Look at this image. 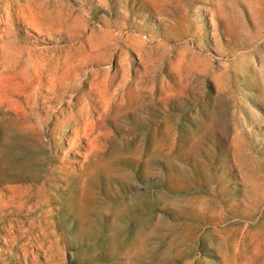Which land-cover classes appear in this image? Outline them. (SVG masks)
Instances as JSON below:
<instances>
[{"label": "rangeland", "instance_id": "rangeland-1", "mask_svg": "<svg viewBox=\"0 0 264 264\" xmlns=\"http://www.w3.org/2000/svg\"><path fill=\"white\" fill-rule=\"evenodd\" d=\"M4 7L13 11L15 28L11 67L32 81L82 72L76 91L100 92L93 155L83 160L65 150L53 163L56 138L47 133L39 147L30 142L23 172L20 147L10 154L16 183L37 185L60 164L56 174L83 178L92 195L87 236L64 199L65 183L47 184L63 198L45 193L51 215L43 247L33 241L30 264H221L242 235L249 246L233 260L264 261V246L255 242L261 236L264 243V0H0ZM6 51L1 47L4 58ZM108 66L111 75L118 71L113 77L102 75ZM122 69L148 76L118 85ZM45 91L43 98L51 95ZM59 99L67 97L52 100L54 112ZM248 200L254 209L245 207ZM223 204L228 219L210 224L211 210ZM186 222L193 227L181 240L176 233Z\"/></svg>", "mask_w": 264, "mask_h": 264}, {"label": "bare ground", "instance_id": "bare-ground-1", "mask_svg": "<svg viewBox=\"0 0 264 264\" xmlns=\"http://www.w3.org/2000/svg\"><path fill=\"white\" fill-rule=\"evenodd\" d=\"M217 4L219 5V3ZM28 8L30 10V7ZM22 19L25 23L28 24L29 27H31V29L35 30L38 34L47 35V32L44 30V28L39 26L32 17L23 16ZM14 34L15 28L13 26V11L4 7L3 10L0 11V51L1 47L7 50V54L5 52L6 56L4 54L5 58L2 56V53H0V264H30L29 259H32L31 257L34 256L33 241H37L40 247H43V238L46 235L47 229V218L49 214L51 215L50 210L47 208L48 199L45 193H53L55 190H51V188H49L47 184H51L54 188H59L61 185H63V183H65V186L63 187H65L67 191V196H65L64 199L72 208L76 217L80 219L81 233L87 236H90L91 234V223L89 222L88 218L91 212L94 210V206L92 204L91 193L88 191L87 187H84V185H82L83 178L80 179L79 177L75 178L74 180H70L60 174H56L57 172L55 173V171H57L56 167H58L60 164L58 166L55 165L56 167L53 166L54 168H50L51 172L48 173L45 179L37 185L31 183L21 184V182L16 183V179L18 177L15 174L12 175V171L10 170V166L8 165V162L12 158L10 154L12 153V150L14 148L17 149L18 147H20L19 149H21L20 152L23 159L21 160L20 166H18V168L21 171L24 170L27 164L26 149L31 145L30 142L32 140L34 141V139H36L35 141L38 140L36 142V146L39 147V142L43 144L44 134L47 133L56 138L54 140L53 149L50 154V161H52L53 163L58 161V152H64L65 150L73 151L74 155L81 156L83 160L87 159V157L93 153L94 149L97 146V137L100 132L99 125L102 123V113L96 106V103H98L100 99V92H92L85 88H81L80 92H77L78 85L76 84V81H79L81 75L84 73L64 72L63 74L61 73V75H55L54 72H49L44 80L38 78L37 80L32 81L30 79V75L27 74L28 72H18L16 69L11 67V64L13 63L12 59L17 60L13 58L14 40L12 39V36ZM59 61L60 60H58V62ZM141 69H130L128 71L122 69L118 85H125L126 83L123 82L124 79H128L131 83L135 82L136 84H142V79L144 77H147L148 74ZM111 71V66H108L107 69L102 72V75L108 78L110 77L109 75H111ZM117 72L118 71H116L114 75H116ZM89 74L90 72L85 73L86 78H88ZM114 75L111 76L113 77ZM151 84L154 87L155 81L151 80ZM41 89H45L49 92V94L51 93V95L47 98H43L40 94ZM133 91L136 92L137 90L135 91L134 89ZM58 97H67V99H59L61 107L60 109H58V112H54L51 102ZM46 102H48L47 105L44 104ZM106 102L108 101L106 100ZM41 104H43L44 106L41 107ZM105 105H107V103ZM105 111H107V109ZM48 123H50L51 125L47 127ZM60 143H65L66 145L60 146ZM69 160L71 159H66V161ZM84 170L87 171V169ZM91 170L89 169V172ZM80 176L83 177V174H81ZM57 191H55L54 194L57 195V197L63 198V196ZM253 202L254 201L248 200L247 202H245V207L254 209L255 205ZM6 208H10V211L8 210L7 212L5 210ZM22 210L25 211V213L23 214L24 217L13 216L11 218H7V214L9 212L11 213V215H18V213ZM229 215V208L226 204H223L222 206H219V208L211 210L208 222L213 225H222L226 222ZM194 220L199 221L200 219L194 218ZM117 226V224L113 225L112 232L107 237V242L111 246L115 245ZM191 227H193V223L186 222L183 230L176 233V237L182 236L184 238L185 236H189L191 234ZM218 227L220 228L215 227L214 230H216L218 233H222L223 227ZM239 231L237 232V234L239 233ZM253 236L255 237L257 236V234ZM182 237L180 238L181 240ZM250 237L252 238V240L249 241L252 242L254 237L249 236V238ZM260 237H258L259 239L257 241L255 240V242L257 243L256 245L264 246V243L260 241ZM242 238L245 237L242 235L240 237H237V240L233 243L231 242V244H233V248L231 247L233 257H230V254L228 256H224L225 259L224 261H220L221 264H239L238 261L233 260V258L241 249L249 246V242H246V240ZM254 239L257 238L255 237ZM223 243H221V245ZM221 254L223 253L221 252ZM239 257H242V255ZM15 259L17 261H14ZM251 264H264V261H253Z\"/></svg>", "mask_w": 264, "mask_h": 264}]
</instances>
